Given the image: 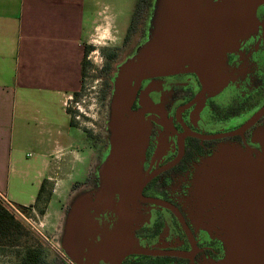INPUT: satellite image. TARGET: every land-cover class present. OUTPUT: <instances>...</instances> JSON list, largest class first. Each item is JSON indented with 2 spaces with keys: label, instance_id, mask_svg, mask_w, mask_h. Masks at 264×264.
<instances>
[{
  "label": "flooded vegetation",
  "instance_id": "af4514ba",
  "mask_svg": "<svg viewBox=\"0 0 264 264\" xmlns=\"http://www.w3.org/2000/svg\"><path fill=\"white\" fill-rule=\"evenodd\" d=\"M151 3L145 1L146 15L133 16L136 26L129 37L125 33L124 49L131 51L125 59L148 39ZM257 19L256 30L227 54L230 77L222 90L205 89L197 73L187 70L133 82L129 113L119 123L129 121L130 148L142 149L139 165L145 183L126 209L121 178L107 181L102 170L114 147L111 104L123 62L109 66L113 56L106 57L100 93L105 116L98 135L85 136L87 146L96 149L97 167L76 182L79 189L85 186L80 195L85 208L74 231L77 247L64 245L74 200L63 206L66 218L54 235L61 240L59 255L53 253L49 264H203L224 258L223 241L195 222L191 205L206 160L224 147L261 149L256 135L264 128V3ZM134 34L140 35L135 45Z\"/></svg>",
  "mask_w": 264,
  "mask_h": 264
},
{
  "label": "water",
  "instance_id": "95a60500",
  "mask_svg": "<svg viewBox=\"0 0 264 264\" xmlns=\"http://www.w3.org/2000/svg\"><path fill=\"white\" fill-rule=\"evenodd\" d=\"M263 3L159 0L151 8L150 18L155 21L150 24L148 39L120 64L115 78L111 104L115 140L102 169L107 181L121 178L124 209L130 201L135 202L145 183L139 165L142 149L130 148L129 121L119 123V118L129 113L136 89L133 82L187 70L197 73L205 89L222 90L230 77L227 54L256 30L257 9ZM256 139L260 150L224 147L199 169L191 214L201 228L223 241L226 250L223 259L203 264H264V128ZM81 193L65 221L64 245L73 248L77 247L76 219L85 208Z\"/></svg>",
  "mask_w": 264,
  "mask_h": 264
},
{
  "label": "crops",
  "instance_id": "0c3cea01",
  "mask_svg": "<svg viewBox=\"0 0 264 264\" xmlns=\"http://www.w3.org/2000/svg\"><path fill=\"white\" fill-rule=\"evenodd\" d=\"M83 6L82 0H0V195L9 201L4 183L16 166H35L17 154L19 144L35 142L43 157L52 144L71 136L65 128L72 127L65 101L79 90L82 78L89 21ZM24 92L61 109L66 125L40 115L41 108L24 100ZM35 198L23 205L30 207Z\"/></svg>",
  "mask_w": 264,
  "mask_h": 264
},
{
  "label": "rangeland",
  "instance_id": "374dc122",
  "mask_svg": "<svg viewBox=\"0 0 264 264\" xmlns=\"http://www.w3.org/2000/svg\"><path fill=\"white\" fill-rule=\"evenodd\" d=\"M145 1L147 0H82L84 14L89 20L85 29L84 43L85 47L91 46V49L85 56L88 65L83 79L81 78L80 88L78 91L70 93L65 101V106L72 118V127L65 128H68L71 136L69 138L62 137V143L56 141L50 146L54 151L45 152L43 157H39L40 151L35 142L32 145L19 144L22 150L17 154L25 160H32L35 166L26 168L25 165L18 164L10 181L4 183L3 192L10 199L7 201L17 208H21L20 205L30 204L39 191L40 183L45 181L46 190L40 202L35 203L34 207L33 205L25 207L26 209L31 207L35 209L34 220L44 231L46 238L31 228L30 230L45 243L49 257L53 253L59 255L57 242L61 243V240L54 235L57 232L56 228L61 230L64 224L63 219L66 218L63 206L69 202L67 203V207H69L68 204L73 203L77 194L84 191L82 189L85 186L79 189L76 182L84 180L86 173L92 174L97 167L96 149L94 146L92 148L87 146V138L98 135L106 112L100 98L105 78L102 66L106 63V57L112 54L115 55L112 58L113 61L108 62L109 66L121 63L131 54V51L124 49L127 43L124 40L125 33L135 16L137 6L140 7L138 15H146ZM158 1L152 0V9ZM92 12L94 14L91 17ZM154 21V18H150L149 24ZM139 36V34H134L133 45ZM22 96L24 100H32L35 106L40 107L41 112L39 113L43 117L50 119L60 127L66 125V119L62 117L61 109L56 106L53 108L34 93L24 92ZM20 141L23 142L22 138ZM25 171H28L27 176L24 175ZM18 252V248L0 247V264H20Z\"/></svg>",
  "mask_w": 264,
  "mask_h": 264
},
{
  "label": "trees",
  "instance_id": "16d2710c",
  "mask_svg": "<svg viewBox=\"0 0 264 264\" xmlns=\"http://www.w3.org/2000/svg\"><path fill=\"white\" fill-rule=\"evenodd\" d=\"M140 14V7L137 6L135 15ZM136 26L132 22L128 29V35ZM91 46L85 47V55L82 60V79L87 71L85 56L90 51ZM115 54H112L114 56ZM46 190V183L40 184L39 191L35 198V203H39ZM33 204V206L35 205ZM31 206V205H30ZM21 208L26 209L24 205ZM43 211V210H41ZM0 247L1 248H18L20 264H49V254L45 243L38 235L33 233L30 228L17 216L5 199L0 195Z\"/></svg>",
  "mask_w": 264,
  "mask_h": 264
},
{
  "label": "built area",
  "instance_id": "2783aa9c",
  "mask_svg": "<svg viewBox=\"0 0 264 264\" xmlns=\"http://www.w3.org/2000/svg\"><path fill=\"white\" fill-rule=\"evenodd\" d=\"M3 197V196H2ZM5 199V201H7V199L5 197H3ZM8 202V201H7ZM10 207L13 209V211L17 214V216L32 230H34L35 232H37L38 234H40L41 236H44L46 238V235L44 233V231H42L37 222L34 220L33 217V213L35 212V209L33 207L29 208V209H23V208H17L16 206H14L12 203L8 202ZM22 211H21V210ZM31 209V211H30ZM24 211V212H23Z\"/></svg>",
  "mask_w": 264,
  "mask_h": 264
}]
</instances>
